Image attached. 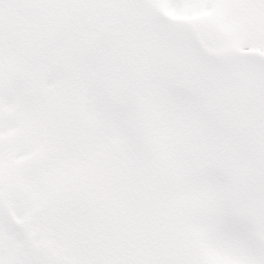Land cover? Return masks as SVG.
<instances>
[{
  "label": "snow or ice",
  "instance_id": "snow-or-ice-1",
  "mask_svg": "<svg viewBox=\"0 0 264 264\" xmlns=\"http://www.w3.org/2000/svg\"><path fill=\"white\" fill-rule=\"evenodd\" d=\"M0 264H264V0H0Z\"/></svg>",
  "mask_w": 264,
  "mask_h": 264
}]
</instances>
